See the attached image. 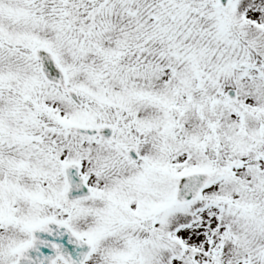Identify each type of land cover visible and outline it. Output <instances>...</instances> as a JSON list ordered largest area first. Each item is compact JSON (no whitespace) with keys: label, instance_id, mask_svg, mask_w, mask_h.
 <instances>
[{"label":"snow or ice","instance_id":"1","mask_svg":"<svg viewBox=\"0 0 264 264\" xmlns=\"http://www.w3.org/2000/svg\"><path fill=\"white\" fill-rule=\"evenodd\" d=\"M0 264H264V0H0Z\"/></svg>","mask_w":264,"mask_h":264}]
</instances>
